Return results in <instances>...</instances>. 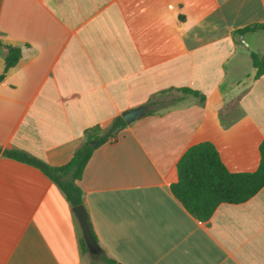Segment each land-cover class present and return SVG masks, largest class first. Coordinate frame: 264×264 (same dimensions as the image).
<instances>
[{
  "label": "crops",
  "instance_id": "crops-1",
  "mask_svg": "<svg viewBox=\"0 0 264 264\" xmlns=\"http://www.w3.org/2000/svg\"><path fill=\"white\" fill-rule=\"evenodd\" d=\"M255 23L264 0H0V264H92L62 188L4 150L62 166L140 106L79 181L102 248L124 264H264V186L207 220L171 189L203 141L232 172L258 168L264 28L237 33ZM9 46L22 56L5 71Z\"/></svg>",
  "mask_w": 264,
  "mask_h": 264
},
{
  "label": "trees",
  "instance_id": "trees-1",
  "mask_svg": "<svg viewBox=\"0 0 264 264\" xmlns=\"http://www.w3.org/2000/svg\"><path fill=\"white\" fill-rule=\"evenodd\" d=\"M261 28H264V23H255L238 30L237 33ZM21 56L20 47L9 46L5 71L14 66ZM252 57L254 66L257 68L256 76L259 77L264 73V53H253ZM4 75H0V79ZM182 91L199 95L198 91L191 88H182ZM126 124L123 116H118L111 128L104 133H100L99 128L94 129V132L88 130L86 141L75 151L71 161L62 166H51L20 150L6 149L4 154L42 169L58 183L72 205L76 206L84 203L83 189L79 181L94 150L98 145L115 138L118 131ZM94 139H99L97 146L91 144ZM260 152L261 160L256 170L232 172L223 162L214 143L210 141L196 143L190 146L178 161V179L171 184L172 192L194 216L200 220H207L221 203L244 202L264 186V139L260 144ZM90 224L98 240L91 220ZM83 245L85 251L91 254L92 264H96L97 260L101 261V264H124L108 255L102 246L99 253H91L85 240Z\"/></svg>",
  "mask_w": 264,
  "mask_h": 264
},
{
  "label": "water",
  "instance_id": "water-1",
  "mask_svg": "<svg viewBox=\"0 0 264 264\" xmlns=\"http://www.w3.org/2000/svg\"><path fill=\"white\" fill-rule=\"evenodd\" d=\"M147 111L146 106H140L137 108H133L132 110H129L123 115V118L127 123H130L143 115ZM91 144L93 146H97L99 144V139H94L92 140ZM74 209L77 213V216L79 218L80 224L83 229L84 233V239L87 243V246L89 247V250L91 253H99L101 250V245L99 241L95 238L92 227L90 224L89 216L87 209L83 203L78 204L74 206Z\"/></svg>",
  "mask_w": 264,
  "mask_h": 264
},
{
  "label": "rangeland",
  "instance_id": "rangeland-1",
  "mask_svg": "<svg viewBox=\"0 0 264 264\" xmlns=\"http://www.w3.org/2000/svg\"><path fill=\"white\" fill-rule=\"evenodd\" d=\"M89 256H90V261L92 260L91 259V254L89 253ZM96 264H101V261L97 260Z\"/></svg>",
  "mask_w": 264,
  "mask_h": 264
}]
</instances>
